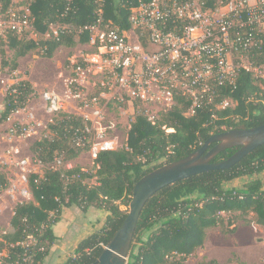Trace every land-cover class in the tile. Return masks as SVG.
Returning <instances> with one entry per match:
<instances>
[{"label":"trees","instance_id":"1","mask_svg":"<svg viewBox=\"0 0 264 264\" xmlns=\"http://www.w3.org/2000/svg\"><path fill=\"white\" fill-rule=\"evenodd\" d=\"M218 2L220 0H205L204 7L212 9ZM138 3L139 0H24L18 3L0 0V13H6L9 8H28L27 18L37 35L27 38L30 33L18 35L6 31L5 40L0 37V48L8 45L13 55L11 60L2 61L0 71L7 69L11 75L18 68V59L33 49L51 58L57 48L88 42L87 32L76 35L74 31L59 32L56 37L51 34L45 39L50 25H66L74 30L101 19V26L109 24L129 30L130 9ZM0 53L3 55L2 51ZM250 61L255 66L261 65L264 55L250 57ZM78 66L85 68L87 65L81 62ZM35 95L33 86L25 79L9 85L4 94L0 125L13 113L24 109ZM224 99L235 105L227 109L207 105L193 117L184 115L189 104L180 100L155 124L147 121L142 110H135L126 145L98 152L93 160V171L78 166L65 168L66 162L72 163L82 152L89 151L93 134L84 131L90 122L72 113H56L43 137L30 147L32 158L45 168L42 177H29L33 200L14 207L10 230L1 244L7 261L46 264L57 239L54 225L63 209L74 206L82 211L95 208L106 212L107 216L103 226L82 239L74 249V256L62 264H96L124 221L133 187L139 179L163 165L185 158L214 135L264 124V85L250 73L241 69L234 86L220 87L215 103ZM167 129L173 131L167 132ZM82 136L85 137L83 146H75L77 138ZM237 149L221 151L212 162L227 159ZM59 156L61 163L49 168ZM262 177L264 144L230 168L199 173L162 188L146 202L140 214L127 264H185L194 249L202 246L205 229L223 227L225 220L221 213L250 216L247 224L264 228ZM237 182H240L237 186L232 185ZM6 185V175L0 173V191ZM122 206L125 209H121ZM232 222V219L227 220V224ZM201 264L218 263L208 260Z\"/></svg>","mask_w":264,"mask_h":264},{"label":"built area","instance_id":"2","mask_svg":"<svg viewBox=\"0 0 264 264\" xmlns=\"http://www.w3.org/2000/svg\"><path fill=\"white\" fill-rule=\"evenodd\" d=\"M204 3L205 0H139L130 9L129 30L109 24L101 26L98 19L95 24L74 30L66 25H50L44 38H50L51 34L56 37L59 32L74 31L76 35L87 32V43L97 49L98 59L104 65V87L110 98L118 103L141 104L150 123L155 124L162 113L180 100L189 104L184 115L193 117L207 105L214 104L218 109L234 106L235 102L229 99L218 104L215 99L220 87L235 85L241 69L264 85V63L255 66L250 61V57L264 55V0H220L212 9L204 7ZM28 11L9 8L0 13V36L14 31L37 37L27 18ZM235 57L239 61L234 62ZM41 98L47 114L54 116L64 110V101L56 93L43 91ZM73 99L80 100V109H86L96 105L99 97L88 98L82 90H76ZM82 118L90 122L84 133L93 134L89 149L93 158L100 151L115 149L114 142L106 137L109 127L101 125L100 113L94 119L86 114ZM35 132L32 125L18 124L9 131V136L28 137ZM84 141V136L77 138L75 146L82 147ZM61 160V156L56 157L49 168L59 165ZM14 162L18 172L14 179H8L7 193L18 197L17 204L33 200L29 177H42L45 166L34 158ZM70 164L66 162L65 168H71ZM5 234L0 229V264H19L7 261L6 251L1 247Z\"/></svg>","mask_w":264,"mask_h":264},{"label":"rangeland","instance_id":"3","mask_svg":"<svg viewBox=\"0 0 264 264\" xmlns=\"http://www.w3.org/2000/svg\"><path fill=\"white\" fill-rule=\"evenodd\" d=\"M20 1L24 0H13V3ZM17 9L22 11L26 8L21 6ZM6 34L5 32L3 36H0L2 40H5ZM27 38H31V35H27ZM131 39L134 41L132 37ZM1 51L3 55H0V66L2 61L11 60L13 55V50L8 45L4 44L0 48ZM98 58L97 49L92 48L88 43H77L73 47L63 46L57 48L51 58L43 57L39 49L29 51L26 56L18 59V68L14 73L9 75L6 72L7 69L0 71V113L8 86L14 83L15 80L24 79V76H27L28 71L32 68L35 81L39 86L44 87L45 90L55 91L63 99L64 112L81 117L86 114L93 119L100 113L103 116L101 125L109 127L106 130V137L114 142L115 149L125 146L135 110L143 111V106L141 104L131 105L126 101V103H118L110 98V92L104 87L106 82L104 65ZM237 61H239V58L235 57L234 62ZM81 62L87 66L85 68L78 66L80 68L78 70L76 65ZM42 90L35 91L36 95L27 103L26 107L13 113L7 121L8 124L3 123L0 127V133L6 131L9 134L12 128L18 126L14 123L19 125L22 123V125L34 126L36 131L31 136H13V139L8 143H0V150L8 155L12 161L11 170L14 168L12 171H5L0 163V173L6 175L9 179H14V174L18 172L14 161L29 156L28 151L32 155L30 147L43 137L47 125L53 118V115L46 112V103L41 98ZM76 90H82L88 97H99L98 103L90 105L86 109H80V100L73 99ZM169 111L162 113L160 119ZM112 125L113 127L110 128ZM172 131L167 129V132ZM10 149H13L14 152L16 150V154L12 153ZM93 160L90 151L82 152L70 165L93 171ZM262 178L264 181V177ZM239 183H233L232 185L237 186ZM7 187L0 191L1 209L14 208L19 203L17 196L13 197L7 193ZM121 209H125V207L122 206ZM221 216L225 220L223 227L218 225L205 229L202 246L194 249L187 257L185 264H201L208 260H215L218 264H264V228L253 223L247 224L250 216L241 217L237 213H221ZM0 218L2 224L7 220L4 214ZM228 219H232L233 222L227 224ZM230 230H234V232H229ZM8 231L6 229V232ZM71 238L72 236L66 237L67 240L63 243L65 245L64 249L57 248L53 257L54 260L58 261L62 258L59 263H63L67 258L74 256L75 245H71L72 243L69 241ZM253 240L255 241L253 242ZM250 244H255V248L251 247Z\"/></svg>","mask_w":264,"mask_h":264},{"label":"water","instance_id":"4","mask_svg":"<svg viewBox=\"0 0 264 264\" xmlns=\"http://www.w3.org/2000/svg\"><path fill=\"white\" fill-rule=\"evenodd\" d=\"M215 145L211 148V144ZM264 144V124L235 129L210 137L197 150L178 161L163 165L139 179L132 191L126 217L98 257L96 264H127L140 214L146 202L162 188L210 170L227 169L256 147ZM238 148L220 162L212 160L227 149Z\"/></svg>","mask_w":264,"mask_h":264},{"label":"crops","instance_id":"5","mask_svg":"<svg viewBox=\"0 0 264 264\" xmlns=\"http://www.w3.org/2000/svg\"><path fill=\"white\" fill-rule=\"evenodd\" d=\"M24 79L27 80L33 86L35 91H39V89H43L42 91H50V90H45L44 87L39 86V84L35 81V76L34 73L32 72V68H30V70L28 71L27 76H24ZM52 92L56 93L53 90ZM7 121L4 123L8 124ZM2 125L3 124H1L0 127ZM14 125H18V123H14ZM5 133H0V143H4V142L8 143L13 139V136L11 138L8 132L6 134ZM28 154L29 156L22 158L19 157V158L20 159L32 158V155L30 154L29 151ZM11 162L12 161L9 158V156L0 150V163L3 165L2 169L5 171L11 170L12 167ZM6 179L8 180L9 178L6 177ZM6 208L1 209V213H0V217L3 214L5 215V217H7V220L3 224L0 218V229H3L5 231L6 229L10 230V220L13 216V210H14V208H7V209ZM106 216H107L106 212L97 210L95 208H89L86 211H82L81 209L72 206L70 208L63 209L59 221L54 225V234L57 237V239L52 246L51 252L46 260V264H51V261L55 256L56 253L55 251L57 250V248L64 249L65 245L63 243L66 242L67 240L66 237L72 236L71 240L69 241L70 243H72L71 245L74 244L75 245L74 247H76V245L80 242L81 239H84L89 234H91L96 230H99L103 226ZM254 241L255 240H253V242ZM250 246L255 248L256 245L250 244ZM61 259L59 260L57 259L58 261L53 259L52 264H56V263L62 264V262L59 263L60 261H62Z\"/></svg>","mask_w":264,"mask_h":264}]
</instances>
